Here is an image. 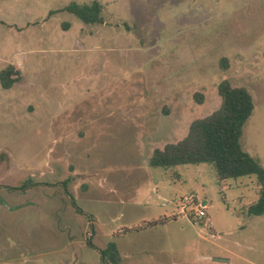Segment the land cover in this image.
<instances>
[{"label": "rangeland", "instance_id": "obj_1", "mask_svg": "<svg viewBox=\"0 0 264 264\" xmlns=\"http://www.w3.org/2000/svg\"><path fill=\"white\" fill-rule=\"evenodd\" d=\"M95 1L101 24L66 10ZM7 65L21 79L0 84V264H113L110 243L118 264H264L257 176L149 165L227 79L252 94L241 142L264 168V0H0ZM187 195L207 219L179 213Z\"/></svg>", "mask_w": 264, "mask_h": 264}, {"label": "trees", "instance_id": "obj_2", "mask_svg": "<svg viewBox=\"0 0 264 264\" xmlns=\"http://www.w3.org/2000/svg\"><path fill=\"white\" fill-rule=\"evenodd\" d=\"M101 9L102 6L97 1L85 6L72 3L66 8L85 24L103 23ZM220 64L221 68L226 70L228 59H221ZM20 79V71L13 65H7L0 71V84L4 89L12 88ZM218 94L221 98L219 109L205 118L194 120L188 134L181 141L154 150L149 165L153 168L170 169L187 164H209L219 181L255 175L256 197L245 207L250 214L262 215L264 168L243 149L241 142L244 126L255 108L252 94L246 87L233 86L227 79L218 85ZM194 97L197 101L203 99L198 93ZM157 224L158 222H154L150 226ZM107 256L111 263H120L121 255L115 243L108 245ZM102 259H105V254Z\"/></svg>", "mask_w": 264, "mask_h": 264}, {"label": "built area", "instance_id": "obj_3", "mask_svg": "<svg viewBox=\"0 0 264 264\" xmlns=\"http://www.w3.org/2000/svg\"><path fill=\"white\" fill-rule=\"evenodd\" d=\"M193 210H190L192 209ZM177 209L179 213L183 216L188 217L193 216L195 220L202 221L207 219L208 214V205L206 202H201L198 199L194 198L193 196H183L178 201Z\"/></svg>", "mask_w": 264, "mask_h": 264}, {"label": "crops", "instance_id": "obj_4", "mask_svg": "<svg viewBox=\"0 0 264 264\" xmlns=\"http://www.w3.org/2000/svg\"><path fill=\"white\" fill-rule=\"evenodd\" d=\"M207 214H208V210H207Z\"/></svg>", "mask_w": 264, "mask_h": 264}]
</instances>
